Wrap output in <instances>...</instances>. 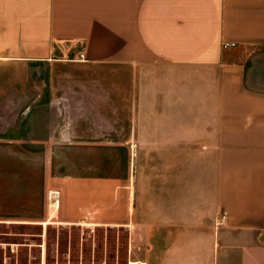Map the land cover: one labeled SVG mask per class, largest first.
I'll return each mask as SVG.
<instances>
[{"label": "crops", "instance_id": "0c3cea01", "mask_svg": "<svg viewBox=\"0 0 264 264\" xmlns=\"http://www.w3.org/2000/svg\"><path fill=\"white\" fill-rule=\"evenodd\" d=\"M65 61L76 107L0 144V224L125 230L110 264H264V0H0L1 65Z\"/></svg>", "mask_w": 264, "mask_h": 264}, {"label": "rangeland", "instance_id": "374dc122", "mask_svg": "<svg viewBox=\"0 0 264 264\" xmlns=\"http://www.w3.org/2000/svg\"><path fill=\"white\" fill-rule=\"evenodd\" d=\"M78 70L77 64L67 61L55 62L48 66L30 63L1 65L0 63V76L7 77L0 79V88H2L0 91V144L5 143L4 140L7 139H18L22 146L11 147L16 151L41 149L40 145H33V143L44 140L47 133L49 135V131H45L46 125L56 126L62 121L63 95L67 96L68 88L74 93L78 91V83L68 82L77 80ZM41 80H48V83H42ZM43 85L48 86L51 91L48 100L45 97L46 92ZM37 91L39 98H42L35 105L33 97ZM74 93L70 95L71 107H76L78 101ZM5 144L8 147L12 146ZM54 193L50 195V203L59 202L58 193ZM51 197H54V201H51ZM53 216V218L56 217L55 214ZM48 224H44L48 226L0 224V241L9 246L4 253H0V264H39V250L46 251L47 263L64 264L69 260L77 263L81 261L78 257L72 256L69 260L66 257L69 241L71 252L76 253L79 247L83 250V263L104 264L105 262L110 264L112 261L110 252L116 246V240L118 241L119 263L124 262L125 230H120L117 234L114 229L102 227L95 230L86 229L83 234L75 229L69 230L58 226L53 222ZM40 243L42 244L41 249L39 248ZM92 248L101 252L107 251L106 257L93 259L90 256Z\"/></svg>", "mask_w": 264, "mask_h": 264}, {"label": "bare ground", "instance_id": "6f19581e", "mask_svg": "<svg viewBox=\"0 0 264 264\" xmlns=\"http://www.w3.org/2000/svg\"><path fill=\"white\" fill-rule=\"evenodd\" d=\"M55 193H51V195H54ZM51 201H54V197H51ZM50 211H51V215L56 213V203L55 202H51L50 203Z\"/></svg>", "mask_w": 264, "mask_h": 264}, {"label": "built area", "instance_id": "2783aa9c", "mask_svg": "<svg viewBox=\"0 0 264 264\" xmlns=\"http://www.w3.org/2000/svg\"><path fill=\"white\" fill-rule=\"evenodd\" d=\"M234 46V44H223V47L224 48H227V47H233ZM222 219H224V217H222Z\"/></svg>", "mask_w": 264, "mask_h": 264}]
</instances>
